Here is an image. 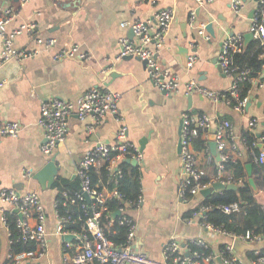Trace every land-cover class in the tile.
Instances as JSON below:
<instances>
[{
    "label": "crops",
    "instance_id": "1",
    "mask_svg": "<svg viewBox=\"0 0 264 264\" xmlns=\"http://www.w3.org/2000/svg\"><path fill=\"white\" fill-rule=\"evenodd\" d=\"M63 1L30 0L21 3L7 29L11 31L33 21L37 23L39 33L55 37L58 45L35 56L11 59L0 66V79H6V84L0 88V122L20 121L23 124L18 137L0 138V191L14 187L22 192L34 190L40 194L47 213V250L36 263L67 264L65 256L76 253L80 240L76 236L66 240L56 231L54 202L58 189L53 185L44 188L39 180L32 178V174L43 168L51 156H55L59 167L55 179L60 175L73 182L84 152L97 142L117 140L122 126H126L128 138L139 147L140 140L148 136L143 150V164L140 165L143 201L139 206L127 209L136 223L134 247L161 259L164 244L171 236H176L182 243L201 236L208 239L214 248L228 241L222 235L211 234L199 222L189 224L183 220L188 210L194 207V202L180 196L184 180L181 157L177 151L181 137V114L183 111L208 112L215 118L231 120L238 144L235 156L239 159H244L248 152L245 131L261 134L260 137L257 135L258 140L252 149H262L264 65L259 77L253 81L245 110L238 111L233 106L198 93L163 94L148 76L142 60L116 57L119 39L124 36L134 38L132 27L122 25L123 22L130 24L139 19L147 20L171 6L175 15L167 36L157 48V60L166 69L181 75L183 81L193 77L210 89H229L234 77L222 70L221 74L218 72L220 47L229 36L242 35L246 40L259 0H240L245 7L239 14L234 9L237 0H215L203 5L196 0H81L74 8L61 6L59 2ZM17 2L0 0V12L15 8ZM192 10L196 12L194 23L189 21ZM209 23L213 24L215 35L207 30V34H200L201 26L206 28ZM73 43L90 53V58H53V51L58 47ZM15 44L26 49L35 46L26 33L17 35ZM2 47L0 36V55ZM185 48L189 49L188 55ZM193 52L199 60L189 67L188 57ZM94 86L122 93L119 113L100 122L92 115L81 120L77 114H72L65 140L51 155L44 154L41 146L45 135L38 122L42 102L52 97L76 100ZM251 119L259 123L255 130L248 126ZM213 129L209 133V143ZM209 148L211 150L210 144ZM198 156L201 162L206 160L204 151H198ZM251 170L258 199L264 202V163L255 161ZM213 175L212 170L209 177ZM2 207L0 200V264L9 256L10 249V232L2 220ZM258 246H264V239ZM246 252L242 256L248 260Z\"/></svg>",
    "mask_w": 264,
    "mask_h": 264
},
{
    "label": "built area",
    "instance_id": "2",
    "mask_svg": "<svg viewBox=\"0 0 264 264\" xmlns=\"http://www.w3.org/2000/svg\"><path fill=\"white\" fill-rule=\"evenodd\" d=\"M30 0H21L25 3ZM215 0H196L200 5L213 2ZM259 5L252 17L250 32L254 39L264 44V0H259ZM245 5L242 1L235 2L234 9L239 14ZM16 9L7 8L0 12V36L2 37V52L0 55V66L11 59L21 60L35 56L44 50H51L58 45L55 37L39 33L36 22L23 23L19 27L8 30L7 24L11 20ZM175 15L173 7L169 6L161 9L153 18L147 20L139 19L132 23L123 22L122 25H130L134 31V38L121 37L119 39V52L117 59L128 56L136 57L145 62L148 76L155 86L167 93L174 94L184 92L186 94L198 93L216 102L233 106L238 111H244L248 102V96H242L240 83L245 79L251 82L255 78L250 77L249 68H240L235 64V55L244 51L245 40L242 35H233L225 39L220 47L218 62L221 70L226 75L234 77V83L229 89L215 90L210 89L199 83L197 78H190L183 81L181 75L172 72L161 65L157 60V48L162 45L167 36ZM196 12L192 10L189 21L194 23ZM26 33L34 41L35 46L31 49L18 48L15 44L17 35ZM200 34H207L204 25L199 29ZM154 42V43H153ZM90 53L81 49L80 45L73 43L70 46H60L53 51L54 59L74 58L89 59ZM264 57V52L260 54ZM199 60V56L193 52L188 57V66L193 67ZM6 84V79H0V88ZM122 93L110 88L94 86L87 90L76 100H69L61 97H52L42 102L39 118V125L43 128L45 142L41 150L46 155H51L58 144L65 140L69 133V118L72 114H77L81 120L88 116H94L97 121H101L110 115L119 113ZM219 118V117H218ZM215 118L208 112L193 113L183 111L181 114V167L183 171V183L180 188V196L185 200H197L201 191L211 186L215 182L224 184L242 182V178L237 179L229 174L224 162L238 150L235 140L234 124L228 118ZM251 130L259 127L258 121L249 120ZM214 127V129H213ZM23 124L20 121L0 122V138L18 137L21 134ZM215 134L217 153L220 156L217 164V176L211 177L210 182H204V178L209 176L214 168V154L209 148L210 130ZM91 130V129H90ZM202 134L207 138L206 160L200 161L198 151L194 146V140ZM127 158H135L137 165L143 164V152L140 147L132 142L127 136L126 126H122L117 135V140L113 142H97L84 152L81 163L76 168V176L80 180V187L73 195L68 196L67 204H80L87 214L84 225L80 232L68 230L66 226L70 222H75L68 214H62L58 210L57 199L54 202L56 211V231L62 235L74 234L80 240L75 254L65 256L67 264H90L98 262L100 264H264V255L257 259L247 260L239 255L233 247V240L239 238L252 245V249L259 250V244L263 237L252 231H247L241 235H231L222 227H217L213 223L206 221L207 211L211 205H196L191 215L183 220L189 224L199 222L208 232L213 235H222L228 239L218 247L214 248L211 242L201 236H197L187 242L182 243L176 236H171L164 244L162 258L156 259L142 250L134 247V237L136 233V223L128 213L130 206H139L143 201V196L135 202L125 201L123 195L115 188L108 190L103 187L99 189L93 186L91 171L102 166L116 178L123 175L124 166ZM255 161L264 163V147L257 155ZM86 194L90 196L88 200ZM190 194V195H189ZM110 197H117L122 200L119 211V224L124 227L126 238L117 242L109 236V232L116 233L112 228L114 225L113 213H108L107 224H102L101 216L107 207L104 203ZM0 200L3 203L2 220L7 225L6 212L17 210V226L21 231L23 242L35 241L37 247L34 250L23 251L15 255L17 264L25 261L36 263L47 250V213L40 194L36 191L22 192L17 188H2ZM225 213H232L240 209L238 202L231 204H217ZM21 214V215H19Z\"/></svg>",
    "mask_w": 264,
    "mask_h": 264
},
{
    "label": "trees",
    "instance_id": "3",
    "mask_svg": "<svg viewBox=\"0 0 264 264\" xmlns=\"http://www.w3.org/2000/svg\"><path fill=\"white\" fill-rule=\"evenodd\" d=\"M21 0L16 3V10L20 7ZM264 52V44L259 40L253 39L248 43L243 52L235 55V64L240 68H249L250 77L257 78L264 65V57L260 56ZM253 87V82L249 79H245L240 83V92L242 96H248L250 90ZM246 142L248 146V152L244 159L234 158V154H231L225 162V168L227 172L233 175L235 178H242V182L238 183L237 189H220L213 191L208 196L202 194L194 201L196 205H211L207 211L206 221L213 223L217 227H222L231 235L245 234L247 231H252L255 234H259L264 238V202L258 199L256 190L249 182V174L247 164H254L255 154H259L261 148L252 149L253 144L258 140L257 133L253 131H245ZM264 135V132H263ZM207 145V138L200 134L194 140V146L197 151H203ZM214 175L217 176V164L218 159L214 156ZM124 172L119 178L118 183L116 178L113 177L105 166L99 169H93L91 171L93 186L102 189L103 187L108 190L117 189L122 195L125 201L135 202L142 195V171L139 165H132L130 163H123ZM204 182H210L211 177L206 176ZM53 187L58 189L57 201L58 210L62 214H68L75 222H70L66 228L75 232H80L82 226L85 223L87 214L81 208L80 204H67L64 205V201H68V196L64 195L66 191L68 195H73L80 187V180L76 178L73 182H69L60 175L57 176ZM190 195V194H189ZM122 200L117 197H110L104 203L107 210H104L101 216L102 224H107L110 217L107 218L108 213L112 214L120 207ZM238 202L240 209L230 214L225 213L221 208L216 206L217 204H231ZM135 207V206H130ZM195 207H191L188 210L187 216L191 215ZM7 227L9 229V256H6L3 260V264H17L15 261V255L23 251L34 250L37 247L35 241L23 242L21 239V231L17 226V215L13 210L6 212ZM114 225L112 228L117 230L116 233L107 232L109 236L117 242L123 241L126 238L124 227L119 224V217L113 219ZM0 253H1V239H0ZM264 255V246L259 247L256 251L255 248L247 250L246 257L248 260L257 259ZM22 264H37L30 261H25Z\"/></svg>",
    "mask_w": 264,
    "mask_h": 264
},
{
    "label": "water",
    "instance_id": "4",
    "mask_svg": "<svg viewBox=\"0 0 264 264\" xmlns=\"http://www.w3.org/2000/svg\"><path fill=\"white\" fill-rule=\"evenodd\" d=\"M19 1V0H17ZM81 2V0H65L63 2H59L61 6H64V7H67V8H74L76 6L79 5V3ZM206 30L211 34V35H215V30L213 28V24L212 23H209L208 25H206ZM132 34H134V31L132 30ZM253 37V34L251 32H248L246 34V40H245V46L248 45L249 43V40ZM185 51L188 55L189 53V49H186L185 48ZM187 55H186V60L185 62L187 63ZM128 57H131V56H128ZM144 65H145V62L143 61ZM215 63H217V61H215ZM217 68L219 70H221V66L220 64L217 63ZM162 93L163 94H167V92L165 90H162ZM191 96H189V98H191ZM191 101V99H190ZM181 127H182V124L180 125L179 127V134L181 135ZM259 137L261 136L260 133L257 134ZM147 140H148V136L146 137H143L141 140H140V150L143 152L144 148H145V145L147 143ZM210 147H211V150H212V153L217 157L218 160H220V156L219 154L217 153V146H216V141H215V134L214 133H211L210 134ZM262 147V146H261ZM177 151L178 153L180 154L181 153V137L179 138V141H178V146H177ZM126 162L127 163H131L132 165H137V160L135 158H127L126 159ZM252 164L251 163H248L247 164V169H248V174H249V182L250 184L253 186V188L256 190V183H255V180H254V177L252 175ZM59 170V167L56 163V157L55 156H51L50 157V160L45 164V166H43V168H41L40 170H38L37 172H34L32 174V178H35L37 180H39L41 182V184L43 185V187L45 188L46 186L47 187H51L52 184L54 183L55 181V176L57 174ZM238 188V185L237 184H234V183H228V184H224L222 182H215L213 183L211 186L209 187H206L204 188L202 191H201V194L203 196H208L210 195L213 191H216V190H220V189H237ZM31 191H34V190H31ZM86 198L89 200L90 199V196L88 194L85 195ZM15 212H17V210H14ZM120 214V211H115L113 213V216L116 217L117 215ZM21 215V214H19ZM72 237H75L74 234H65L63 235V238L66 239V240H70ZM233 247L235 248V250L238 252L239 255H243L244 252L246 250H250L252 249V245L239 239V238H235L233 240ZM37 264H41L40 262H38Z\"/></svg>",
    "mask_w": 264,
    "mask_h": 264
},
{
    "label": "rangeland",
    "instance_id": "5",
    "mask_svg": "<svg viewBox=\"0 0 264 264\" xmlns=\"http://www.w3.org/2000/svg\"><path fill=\"white\" fill-rule=\"evenodd\" d=\"M218 70H219V69H218ZM218 72L221 74V71H220V70H219Z\"/></svg>",
    "mask_w": 264,
    "mask_h": 264
}]
</instances>
